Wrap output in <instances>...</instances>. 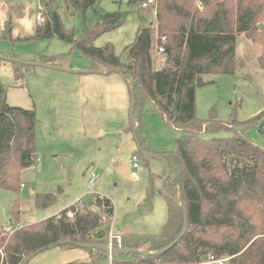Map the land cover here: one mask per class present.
Segmentation results:
<instances>
[{"label":"trees","instance_id":"obj_1","mask_svg":"<svg viewBox=\"0 0 264 264\" xmlns=\"http://www.w3.org/2000/svg\"><path fill=\"white\" fill-rule=\"evenodd\" d=\"M101 1L65 0L68 12L84 19L80 37L64 26L57 10L49 9L33 35L15 38L7 21L2 38L14 44L59 40L90 60L87 70L118 69L128 84L130 116L134 104V119L130 118L126 131L133 137L136 134L141 148L135 143L134 155L146 168L154 159L148 155L152 151L142 124L147 104L183 133L174 151L160 155L165 169L168 165L171 171L165 185L171 197H165L166 224L156 235H122L121 249L128 254L114 258L127 257L120 264H208L207 257L212 255L227 260L225 264H264V147L248 135L255 126L264 134V113L244 123L196 117L197 89L213 84L205 77L238 73L240 36L260 48L258 66L264 72V0H157L156 28L141 14L145 0H130L139 9L141 26L134 43L120 55L111 46L94 44L102 34L121 27L126 17L122 12L100 14ZM91 11L94 22L87 20ZM160 47L164 53L158 56ZM39 56L31 61L63 70L54 57ZM159 58L164 64L157 68ZM24 65L35 67L14 62L18 79L19 67ZM36 126V111L9 105L7 87L0 83V191H20L22 171L37 166ZM36 201L43 209L55 197L38 194ZM184 209L188 228L178 239L184 230ZM21 213L20 203H16L12 229L0 223V264H23L34 253L61 242H66L58 247L61 249L107 245L106 223L113 219L115 208L110 199L94 194L86 203L80 201L35 224L23 225ZM198 243L206 245L208 252L202 254ZM87 251L92 264L108 263L104 250Z\"/></svg>","mask_w":264,"mask_h":264},{"label":"rangeland","instance_id":"obj_2","mask_svg":"<svg viewBox=\"0 0 264 264\" xmlns=\"http://www.w3.org/2000/svg\"><path fill=\"white\" fill-rule=\"evenodd\" d=\"M129 1L100 2V14L122 12L126 17L121 27L98 37L94 41L96 47L111 46L120 55L134 43L141 16L138 7ZM198 6L202 8V3ZM40 8L43 14L49 9L57 10L64 26L76 37L83 33V17L71 15L65 0H0V55L28 62H32L33 56L39 59V55H45L54 57L63 67L60 71L24 65L19 67L18 79L14 62L0 59V83L7 87L8 104L36 111L38 156L37 166L22 171L20 191H0L1 225L12 229L16 203H20L21 223L31 225L54 217L80 201L86 203L98 194L110 199L115 208L113 219L106 223L108 235L112 227L119 237L120 234L161 233L168 219V202L162 193L166 169L161 160L151 159L149 169L141 162L138 178L131 175L136 144L133 135L126 131L131 118V98L124 78L117 73L73 75L76 73L66 70L70 63L80 66L89 60L59 40L14 44L2 38L7 21L13 25L15 38L33 35L34 27L40 23L36 20ZM142 8L147 24L156 28L157 7ZM87 20L94 22L93 11L87 14ZM237 50L236 75L207 76L204 80L213 84L197 89L199 120L214 117L223 123H244L264 113V72L258 66L261 50L243 35L239 37ZM161 60L164 59L159 58V63ZM161 66L158 64L157 68ZM142 124L154 155L174 151L177 139L183 135L153 111L151 104H147ZM258 127L252 128L248 135L264 147V134ZM93 176H98L94 186L89 183ZM151 181L152 193L147 199ZM38 194L53 195L55 201L47 208H38ZM196 246L202 254L208 252L203 243ZM115 258L114 262L118 260V263L114 264H120L127 257ZM207 263L211 264L209 258Z\"/></svg>","mask_w":264,"mask_h":264},{"label":"water","instance_id":"obj_3","mask_svg":"<svg viewBox=\"0 0 264 264\" xmlns=\"http://www.w3.org/2000/svg\"><path fill=\"white\" fill-rule=\"evenodd\" d=\"M0 59L2 60H5V61H13V62H16V63H22V64H25V63H28L29 65H32V66H35V67H43V68H55L51 65H48V64H43V63H40V62H27L25 60H20V59H16V58H9V57H6V56H3V55H0ZM59 70H61L59 68ZM76 74H111V73H117V74H121V72L118 70V69H114V68H111V69H108L106 71H94V70H81V71H77L75 72ZM129 86H133L132 83H129ZM133 97H134V94H133ZM131 118L134 119V104L132 105V114H131ZM135 122H137L136 120H134ZM134 139H135V143L137 144V146L139 148H141L139 142H138V139H137V136L136 134H134ZM151 158H154V159H158V160H161L162 162H164V159L162 156L160 155H154V154H148ZM167 166V170H166V176H165V179L163 181V184H162V193L164 194L165 197L167 198H171L169 195L166 194L165 192V185H166V181L169 179L170 177V174H171V171H170V168ZM183 215H184V230L182 232V234L179 236L178 239H180L182 236L185 235L186 231H187V228H188V213H187V210L184 209L183 210ZM66 242H61L59 244H56V245H53L51 247L48 248V250H51V249H55V248H58L62 245H65ZM79 248L80 249H84V250H92V249H95V248H98V249H101V250H104L107 254H112V255H122V254H128V251H125L123 249H110V247L108 245H79ZM44 251H39V252H36L34 253L32 256H30V258H28L26 260V262H24L23 264H27L30 260H32L33 258H35L36 256H38L39 254L43 253Z\"/></svg>","mask_w":264,"mask_h":264},{"label":"crops","instance_id":"obj_4","mask_svg":"<svg viewBox=\"0 0 264 264\" xmlns=\"http://www.w3.org/2000/svg\"><path fill=\"white\" fill-rule=\"evenodd\" d=\"M36 20H37V18H36ZM5 24H6V22H5ZM5 24H4V26H5ZM36 58L37 57L33 56V57H31V60H35ZM90 66H91L90 60L88 63L85 62L83 65H80V66H78V65L76 66L73 64L71 65V63H70L69 66L66 68V70H68V71L70 70L72 72H77V71H81V70L82 71L87 70ZM73 75H78V74H73ZM91 179L92 178H90V180ZM90 180H89V183H90ZM120 235H124V234H120ZM201 250H203V248H201ZM91 261H92V256L87 250L80 249V248H77V249L55 248V249H51V250H48V251H45V252L39 254L38 256H36L32 260H30L27 264H92Z\"/></svg>","mask_w":264,"mask_h":264},{"label":"built area","instance_id":"obj_5","mask_svg":"<svg viewBox=\"0 0 264 264\" xmlns=\"http://www.w3.org/2000/svg\"><path fill=\"white\" fill-rule=\"evenodd\" d=\"M156 2H157V0H145L142 7L144 9L154 7V6H156ZM39 11H40V13H38L36 18H37L38 22H41V21H43V18H44V14L42 13L43 8H40ZM162 41H164V38L162 39ZM163 53H164V48L163 47L158 48V56H161ZM158 64L163 65L164 60H161L160 63L158 61ZM131 159H132L131 160V166H132V174L131 175L133 178L136 179V178H138V172L141 170L142 164H141V161L139 160V158L135 155H133ZM97 178H98V176H93L92 179L90 180V184L92 186L95 185ZM107 238H108L107 245L110 247V249H121L122 239H121V237L116 236L114 234L113 228H111V232ZM116 245H117V248H115ZM208 258H209V263H211V264H225L226 263L225 259H217L212 255H208ZM108 264H114V257L112 254H108Z\"/></svg>","mask_w":264,"mask_h":264}]
</instances>
